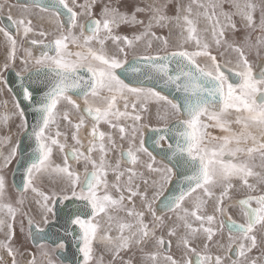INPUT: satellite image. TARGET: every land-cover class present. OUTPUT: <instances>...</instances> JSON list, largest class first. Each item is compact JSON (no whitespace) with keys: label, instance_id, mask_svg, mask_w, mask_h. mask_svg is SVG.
Segmentation results:
<instances>
[{"label":"snow or ice","instance_id":"obj_1","mask_svg":"<svg viewBox=\"0 0 264 264\" xmlns=\"http://www.w3.org/2000/svg\"><path fill=\"white\" fill-rule=\"evenodd\" d=\"M6 7L0 264H264V0Z\"/></svg>","mask_w":264,"mask_h":264},{"label":"rangeland","instance_id":"obj_2","mask_svg":"<svg viewBox=\"0 0 264 264\" xmlns=\"http://www.w3.org/2000/svg\"><path fill=\"white\" fill-rule=\"evenodd\" d=\"M10 4L12 5H17V7H14L12 8V14H13V17L14 18H17L19 17L22 13H23V9L21 7H19V5H23L25 3H17L16 0H9ZM82 2V0H81ZM0 15H8V10H7V7L5 8L4 12ZM33 15H37L36 11L33 10ZM0 26H3L1 21H0ZM47 27V26H46ZM161 35H164L166 33H160ZM51 38V37H49ZM18 39H21V37H18ZM29 40L31 39H42L41 37H39L38 35H35V34H30ZM209 39H211V36L209 35ZM172 43H173V46H175L177 43H179V37L176 35L175 32H173V35H172ZM6 46H7V42L4 38V36L2 34H0V61L3 60V57L5 55V49H6ZM154 47H159V45H154ZM144 51V45L141 44L138 49H137V52H143ZM217 51H222V49H215V47L213 48V53L216 54ZM35 55H39L37 53L34 52ZM19 55H23L22 52H18V56ZM235 57V53L234 52H231V51H228L225 53V59H228V58H234ZM219 58V57H218ZM261 60H264V59H261ZM260 60V61H261ZM260 61L258 62V65L260 63ZM22 68V65L20 64V61L17 60V63H16V66H15V69L17 71H20ZM3 99H7L9 100V104H8V111H13V107H12V104H11V100H12V96L8 93H0V100H3ZM78 102H81V101H78ZM82 103V102H81ZM152 110L153 112H155L156 110V106H152ZM5 109L3 107L2 104H0V113L4 112ZM19 123V120L18 119H13L12 121L9 122V125L8 127L11 129V132L13 134L12 138H13V142H15L17 139H21L22 136H17L16 133L19 131L18 128H17V125ZM156 123V120L153 119V124ZM62 129H64L65 125L62 124ZM89 128H90V124H89ZM85 130L87 129H81V132H80V136H81V139L85 142V144H87V141L89 139V137L87 135L84 136V134L82 135V132H84ZM107 130V129H105ZM7 131V129H2V127H0V136H2L5 132ZM208 131L212 132L214 135H220V131L218 129H209ZM71 142V141H70ZM126 147V145H125ZM4 151L6 152L7 149H4ZM118 158V153H115V154H112L111 156V159H113V161H115L116 159ZM159 159V157H158ZM56 161L59 162V157L57 156L56 157ZM15 161L5 170V173L7 175V179H8V182H9V186H10V191L15 195V188L12 187V184H13V173H14V170H15ZM111 179V177H110ZM28 195V201L29 203L32 202L33 200V195L31 193L27 194ZM37 219H39V217L37 216ZM17 234L18 236L20 237L21 241L23 240V236L19 233V227L17 226ZM0 239H3V234H0ZM173 251H175V248H173ZM53 259L56 261V264H61L60 260H58V258L55 256V253L53 251ZM64 264V263H63ZM66 264H69L66 262Z\"/></svg>","mask_w":264,"mask_h":264},{"label":"water","instance_id":"obj_3","mask_svg":"<svg viewBox=\"0 0 264 264\" xmlns=\"http://www.w3.org/2000/svg\"><path fill=\"white\" fill-rule=\"evenodd\" d=\"M17 3H21V2H24V3H30L31 0H16ZM0 21L2 23L3 26L5 25H9L10 26V22L8 21L7 19V16L6 15H0ZM27 46V45H26ZM33 50L39 54V51H38V46L37 47H34ZM259 65H264V60H261ZM259 70V66H258V69ZM15 71H11L9 72L7 75H8V78L10 81H13V83L11 84V86L14 88V89H17L18 88V84L15 82L16 81V77H15ZM29 121H31V116H29ZM149 134V130L147 129L145 131V136L147 138ZM23 139V137H21V140ZM15 169H16V165H15ZM15 180V183L16 184H19V176L18 174L16 176L13 175V181ZM69 243H71V238H69ZM72 251H71V254H72V259H73V252H75V247L74 245L70 248ZM57 255V253H56ZM57 257H59L63 262H69L72 260H68L67 257H68V254L67 252L64 254V255H57Z\"/></svg>","mask_w":264,"mask_h":264},{"label":"flooded vegetation","instance_id":"obj_4","mask_svg":"<svg viewBox=\"0 0 264 264\" xmlns=\"http://www.w3.org/2000/svg\"><path fill=\"white\" fill-rule=\"evenodd\" d=\"M33 51H34V50H33ZM34 52H35V51H34ZM35 53H36V52H35ZM15 70H16V69H15ZM16 71H17V70H16ZM83 134H84V136L87 135V130H85L84 132H82V135H83ZM87 136H88V135H87ZM71 251H72V250L69 249V250L67 251V254H68V253L71 254ZM54 253H55V256L57 257V255H56V251H54ZM71 255H72V254H71ZM57 258H58V260H60V262H63L59 257H57ZM71 259H72V257H71ZM63 263L66 264V262H63ZM67 263H69V262H67ZM69 264H70V263H69Z\"/></svg>","mask_w":264,"mask_h":264},{"label":"bare ground","instance_id":"obj_5","mask_svg":"<svg viewBox=\"0 0 264 264\" xmlns=\"http://www.w3.org/2000/svg\"><path fill=\"white\" fill-rule=\"evenodd\" d=\"M21 3H24V2H21ZM38 54V53H37ZM258 69V68H257ZM147 129H145V131H146ZM86 137V136H85ZM15 171V170H14ZM71 250V249H70ZM71 257H72V255L70 254V253H68V257H67V259L68 260H70L71 259Z\"/></svg>","mask_w":264,"mask_h":264}]
</instances>
